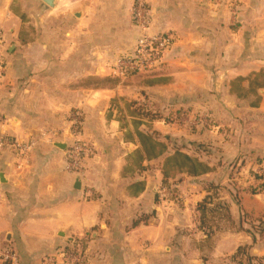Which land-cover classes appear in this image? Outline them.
<instances>
[{
	"label": "crops",
	"instance_id": "0c3cea01",
	"mask_svg": "<svg viewBox=\"0 0 264 264\" xmlns=\"http://www.w3.org/2000/svg\"><path fill=\"white\" fill-rule=\"evenodd\" d=\"M148 2L149 33L174 43L150 73L119 76L138 36L133 0H0V135L33 145L24 160L0 153V246L17 264H67L70 240L88 264L264 257V189L232 181L264 158V0ZM144 100L185 113L149 121L131 107ZM76 111L95 150L80 180L64 161ZM139 134L170 153L147 157ZM175 148L207 170L164 177Z\"/></svg>",
	"mask_w": 264,
	"mask_h": 264
},
{
	"label": "built area",
	"instance_id": "2783aa9c",
	"mask_svg": "<svg viewBox=\"0 0 264 264\" xmlns=\"http://www.w3.org/2000/svg\"><path fill=\"white\" fill-rule=\"evenodd\" d=\"M130 15L138 36L132 53L119 57L115 61L114 71L119 76H124L128 72L136 74L150 73L160 61L162 54L174 43V36L169 32L149 33L152 16L148 0H133ZM3 43L0 30V78L6 70ZM69 123L71 125V136L70 142L66 145L64 151L65 171L69 174H75L80 180L83 177L84 164L87 160L93 158L95 150L91 144L81 139V114L77 111L72 113L69 117ZM32 147L33 145L30 142H20L0 135V153L9 151L18 159L24 160L30 154ZM242 169L235 172L237 174L232 181L258 189V184L264 182V160L254 162L246 171ZM156 196L160 204H167L174 193L161 186L157 189ZM79 246L81 247L78 240L68 242V251H62V258L65 263L88 264L85 252H82ZM0 260L6 264H17L16 255L6 248H0ZM53 260L52 257L48 261L53 263Z\"/></svg>",
	"mask_w": 264,
	"mask_h": 264
},
{
	"label": "trees",
	"instance_id": "16d2710c",
	"mask_svg": "<svg viewBox=\"0 0 264 264\" xmlns=\"http://www.w3.org/2000/svg\"><path fill=\"white\" fill-rule=\"evenodd\" d=\"M257 80L258 78H262L264 81V71L259 72L256 75ZM150 103V104H149ZM147 102L146 100L143 101L142 104L137 105L136 103H133L131 107H133L136 114L146 120L152 121L155 119H164L167 122L174 121L171 119L173 114L179 115L184 114V111H171V107L169 104H166L164 108L159 107L156 103ZM148 104V106H147ZM207 122H209V125H212L211 118L209 117ZM141 139H143L142 147L145 151V154L147 157H158L162 155L163 153H170L167 150V147L163 144H157L150 140L149 137L139 134ZM179 148H175L174 151L164 160L163 166H162V175L164 177H168L172 175L174 172H186L189 175L197 176L199 174L204 173L207 168L204 164L200 163L196 158H192L190 156H187L186 154H183L179 151ZM261 160H264L261 159ZM257 179V178H256ZM258 189L263 190L264 189V182L258 184ZM6 243H1V248H4V245ZM79 244L81 245V251H84V246H82L81 242L79 241ZM68 247L64 248V251H68ZM86 256V255H85ZM232 262H236L237 264H264V257L263 258H257L253 257L249 254L247 247H240L237 249L235 254L231 258Z\"/></svg>",
	"mask_w": 264,
	"mask_h": 264
},
{
	"label": "water",
	"instance_id": "95a60500",
	"mask_svg": "<svg viewBox=\"0 0 264 264\" xmlns=\"http://www.w3.org/2000/svg\"><path fill=\"white\" fill-rule=\"evenodd\" d=\"M46 6L48 7H54V0H41ZM58 148H63L61 145H57Z\"/></svg>",
	"mask_w": 264,
	"mask_h": 264
},
{
	"label": "rangeland",
	"instance_id": "374dc122",
	"mask_svg": "<svg viewBox=\"0 0 264 264\" xmlns=\"http://www.w3.org/2000/svg\"><path fill=\"white\" fill-rule=\"evenodd\" d=\"M142 75H144V73H141ZM202 124L204 123L203 121L201 122ZM178 147H180V146H178ZM1 248V247H0ZM79 248H80V246H79Z\"/></svg>",
	"mask_w": 264,
	"mask_h": 264
}]
</instances>
